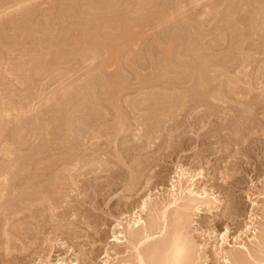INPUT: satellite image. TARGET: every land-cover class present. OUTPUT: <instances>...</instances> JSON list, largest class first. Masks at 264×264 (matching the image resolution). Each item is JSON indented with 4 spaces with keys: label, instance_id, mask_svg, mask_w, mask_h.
I'll return each instance as SVG.
<instances>
[{
    "label": "rangeland",
    "instance_id": "obj_1",
    "mask_svg": "<svg viewBox=\"0 0 264 264\" xmlns=\"http://www.w3.org/2000/svg\"><path fill=\"white\" fill-rule=\"evenodd\" d=\"M181 166L226 264L264 224V0H0V264H123Z\"/></svg>",
    "mask_w": 264,
    "mask_h": 264
},
{
    "label": "bare ground",
    "instance_id": "obj_2",
    "mask_svg": "<svg viewBox=\"0 0 264 264\" xmlns=\"http://www.w3.org/2000/svg\"><path fill=\"white\" fill-rule=\"evenodd\" d=\"M234 87H236V85ZM186 175L190 177L184 180ZM178 178L179 180L176 182L177 185L172 187L169 191V200L164 201L162 204L161 202L160 204H151L152 209L149 208L151 212L147 211L148 206L147 203L144 202L138 214L128 216L127 218H129V221L126 227H123L122 231L117 233L114 237L118 245H128L126 248L129 251L128 253H130V255H128L132 259H126L123 264L204 263L203 261L207 258L205 254H203V252H205V246L198 245L188 231L190 223L192 224L193 222L190 220L191 216L194 215L193 213L191 214V212H200L202 208L209 209L210 211L217 209L220 200L217 197L212 198L211 195L203 189H197V187H195V178L191 175L190 170L184 169L181 166V174ZM52 204L54 203L52 202ZM144 212L150 213L148 214L147 222L143 217ZM251 221V223L255 224L254 220ZM252 228V239L248 238V242L247 240L243 241V235L250 232ZM242 232V236L240 235L235 240V247L225 250L223 247L224 244L222 243L220 249H214L215 257H219L220 254H223V259L226 264H264V224L260 227H247L246 231ZM249 243L253 246L251 245L250 247ZM120 254V250L116 249L115 255L119 256ZM219 261L217 263H220ZM54 264H77V261L69 262L62 258Z\"/></svg>",
    "mask_w": 264,
    "mask_h": 264
}]
</instances>
